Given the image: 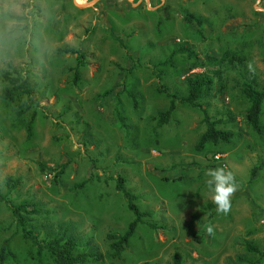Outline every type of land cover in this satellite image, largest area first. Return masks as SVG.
I'll return each instance as SVG.
<instances>
[{
	"label": "rangeland",
	"instance_id": "374dc122",
	"mask_svg": "<svg viewBox=\"0 0 264 264\" xmlns=\"http://www.w3.org/2000/svg\"><path fill=\"white\" fill-rule=\"evenodd\" d=\"M11 6L0 0V14ZM22 7L23 35L0 41V90L9 63L27 78L30 98L25 107L0 96V192L34 204L25 217L38 239L64 230L78 251L98 257L85 264H170L175 252L182 264H264V100L263 132L255 133L240 91L242 81L264 88V0H25ZM181 46L199 60L226 49L241 59L190 68ZM200 71L214 78L201 101L207 114L227 111L233 120L217 125L232 132L228 142L197 150L199 110L175 102L162 125L155 116L167 94L183 96L184 78ZM216 167L239 185L227 214L217 212L206 184ZM118 175L153 215L112 258L106 234L123 232L132 217L114 188ZM18 232L1 201L0 242L8 239L10 254L0 264H37Z\"/></svg>",
	"mask_w": 264,
	"mask_h": 264
},
{
	"label": "trees",
	"instance_id": "16d2710c",
	"mask_svg": "<svg viewBox=\"0 0 264 264\" xmlns=\"http://www.w3.org/2000/svg\"><path fill=\"white\" fill-rule=\"evenodd\" d=\"M186 20L191 21L193 16L186 15ZM59 50V49H57ZM64 51H72L67 47H63ZM178 51L184 55V58H191L189 63L190 68L205 67L208 65L222 66L225 62H232L233 60H240L237 49H226L218 57H207L204 60H199L197 56L189 52L186 47L181 46ZM175 52V51H173ZM81 63L80 59L77 64ZM8 70L2 72V79L4 85L0 90V96L4 99H20L21 105L25 107L29 106L27 101L30 98V89L27 78L21 75V71L15 67H12L7 63ZM219 69H215V73ZM75 71H73L74 74ZM76 80V76L73 77ZM213 75L208 72L200 71L188 75L184 78L185 94L180 97H176L174 94H167L168 103L164 110L157 112L155 116V127L162 125L169 117L171 111L175 106V102L186 104L190 107H194L201 113L200 122L203 125V130L199 134L195 143L197 150L201 149L206 142L216 144L218 142H228L232 136V132L229 129L218 127L219 123H224L233 120V117L229 112H223L218 116H210L207 114L201 101L211 93L213 85ZM240 91L246 99L247 105L244 110V122L255 133L263 132L259 126V116L261 113L262 102L264 100V88L257 89L254 87L251 81H242L240 83ZM107 91H104L106 93ZM20 93L24 98L19 97ZM131 99V106H136V99L133 95H129ZM26 130H30V121L26 123ZM259 165L253 166L249 171V180L253 179L256 174V170ZM114 188L122 195L126 208L132 213L131 219L126 224V228L121 233H107L106 238L108 240V247L110 248V256L112 258H119L121 252L127 245L129 237L135 230V227L144 217H150L153 212L138 208L135 204V195L123 186L124 177L121 175L113 178ZM3 201L8 210L10 211L12 221L19 231V235L27 240L34 249V259L37 264L42 262V254H46L47 262L50 264H85L88 260H95L98 257L94 256L91 252L78 251L76 240L69 235L65 234L64 230H61L55 236L51 238L38 239L37 234L27 226V217L25 215L36 212L34 204L29 203L26 200L19 202H10L5 199V196L0 192V202ZM147 226L149 228H157L160 225L155 222L148 221ZM247 250L256 251L259 255L261 251L256 249L252 244L245 243ZM10 254L8 249V239L4 238L0 242V263H2L6 257ZM238 260H244L242 257H236ZM170 264H182L181 256L178 252H175L171 257Z\"/></svg>",
	"mask_w": 264,
	"mask_h": 264
},
{
	"label": "clouds",
	"instance_id": "9594fccd",
	"mask_svg": "<svg viewBox=\"0 0 264 264\" xmlns=\"http://www.w3.org/2000/svg\"><path fill=\"white\" fill-rule=\"evenodd\" d=\"M25 0H12L11 9L0 14V41L6 35L18 37L23 35V4ZM206 184L211 192V199L217 205V212L227 214L231 209V197L238 190V183L231 170L225 167H216L206 171ZM206 231L211 234L213 228L209 225Z\"/></svg>",
	"mask_w": 264,
	"mask_h": 264
},
{
	"label": "water",
	"instance_id": "95a60500",
	"mask_svg": "<svg viewBox=\"0 0 264 264\" xmlns=\"http://www.w3.org/2000/svg\"><path fill=\"white\" fill-rule=\"evenodd\" d=\"M93 1H95V0H92V2H93ZM84 4H86V3H84ZM80 5H83V4H80ZM86 5H88V4H86Z\"/></svg>",
	"mask_w": 264,
	"mask_h": 264
}]
</instances>
